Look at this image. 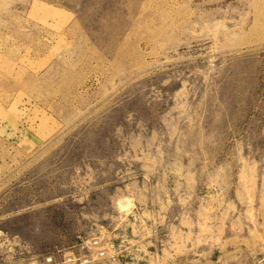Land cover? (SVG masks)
Masks as SVG:
<instances>
[{"label": "rangeland", "instance_id": "rangeland-1", "mask_svg": "<svg viewBox=\"0 0 264 264\" xmlns=\"http://www.w3.org/2000/svg\"><path fill=\"white\" fill-rule=\"evenodd\" d=\"M95 237L107 264L264 252V0H0V264Z\"/></svg>", "mask_w": 264, "mask_h": 264}, {"label": "built area", "instance_id": "built-area-1", "mask_svg": "<svg viewBox=\"0 0 264 264\" xmlns=\"http://www.w3.org/2000/svg\"><path fill=\"white\" fill-rule=\"evenodd\" d=\"M89 246L95 248L94 256L84 253L89 250ZM111 247H113V245H104L103 238L95 237L89 241V243L83 242L81 244L82 253H70L66 255L59 264H107L110 257H112L110 254ZM47 262H53V258L49 257ZM33 264H37V262ZM255 264H264V252L257 257Z\"/></svg>", "mask_w": 264, "mask_h": 264}]
</instances>
